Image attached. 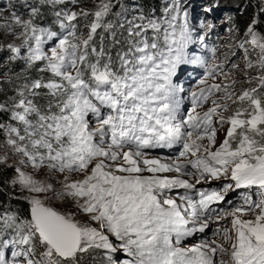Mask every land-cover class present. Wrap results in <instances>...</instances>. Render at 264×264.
I'll return each instance as SVG.
<instances>
[{"label": "snow or ice", "instance_id": "6c2138e0", "mask_svg": "<svg viewBox=\"0 0 264 264\" xmlns=\"http://www.w3.org/2000/svg\"><path fill=\"white\" fill-rule=\"evenodd\" d=\"M26 7L25 16L12 0L0 6V52L8 53L0 64V264H264L259 14L229 45L241 66L214 62L217 48L190 26L182 0L159 11L130 12L124 0ZM189 65L205 73L182 113L179 77ZM174 146V158L149 156ZM221 179L230 182L191 194ZM253 188L258 201L245 194L231 210L212 207L230 190ZM21 196L26 210L11 203ZM210 223L217 238L183 245Z\"/></svg>", "mask_w": 264, "mask_h": 264}, {"label": "rangeland", "instance_id": "374dc122", "mask_svg": "<svg viewBox=\"0 0 264 264\" xmlns=\"http://www.w3.org/2000/svg\"><path fill=\"white\" fill-rule=\"evenodd\" d=\"M126 0H124V3ZM130 1V0H128ZM137 1V0H134ZM188 2H196V0H187ZM222 0H207L205 3L207 5L205 6L204 9H211V11H205L203 16L201 17L202 19H199V16H196L198 13L201 14L202 11H199L198 8H194L193 13H195L193 17V23L190 25L193 27L194 31L204 33L205 36L212 35L211 39L214 42V47L217 48V53H216V60L214 62L219 63L221 61H225V58L227 57L228 61L235 60L237 63H240L241 66L243 65V60L242 59H237V57H233L231 53L233 51H236L235 48L229 47L230 43H234L235 41L239 40L242 38L244 31L241 30H236L233 28L231 20L229 18V14L227 12L226 16H224L225 8H219L216 9L217 4L219 7H222L223 2ZM35 0H12V3L15 6V10L18 11V13L24 14L26 16L28 12V8L26 7V4H32L34 3ZM183 2V0H182ZM9 3V0H0V6H3L4 8H7ZM82 6L84 7H92V0H81ZM232 3V2H231ZM228 5V4H227ZM252 5L255 6V12L256 14H262L260 12L261 8H264V0H252ZM185 6H188L185 4ZM187 9L189 7H186ZM230 6L228 7V9ZM133 10L132 8H129V11L131 12ZM222 15H221V14ZM53 19V16L51 13H47L43 18L42 22L46 24V21ZM209 25H212L213 27L211 30H209ZM3 37L0 36V40H2ZM8 53L6 51L0 52V57H5L7 59ZM237 56H240V53L237 52ZM211 61L210 63H212ZM242 77L240 76L239 73H237V79H241ZM218 82V81H217ZM237 87H241V85H237ZM243 87H247V85H243ZM11 93H9L10 95ZM224 138V130H218L217 132V142L219 143L222 139ZM151 158H161L166 160L163 157L159 156H152L149 155ZM165 175H174V174H165ZM192 182L195 183V178H192ZM203 185H206V183H201ZM200 184H196L195 186H199ZM26 205V202H25ZM27 206V205H26ZM53 206H55L58 210L61 211H66V210H72L75 211L74 206L69 202V203H64L62 201H55L53 203ZM220 210H226L225 208H221ZM228 211V210H226ZM79 218L86 219V217H83V214H80ZM221 223H227L226 221H221ZM212 228H216L217 225L215 223L212 224ZM190 246V244H187ZM98 261V264H103V261L101 260L100 257L96 258Z\"/></svg>", "mask_w": 264, "mask_h": 264}, {"label": "trees", "instance_id": "16d2710c", "mask_svg": "<svg viewBox=\"0 0 264 264\" xmlns=\"http://www.w3.org/2000/svg\"><path fill=\"white\" fill-rule=\"evenodd\" d=\"M205 1H207V0H196V2H192V1L188 2L187 0H183L182 3L184 5L185 4L188 5L186 7H190L187 9L188 20H189L190 25L193 23V20H191V17H190L192 9L198 8L199 11H202L201 12L202 15L200 13H198L197 16H199V17H202L204 12L208 11L207 9H204L205 6L207 5V3H205ZM125 2H126L125 4H127L129 6V8H132L133 6H140L146 11L148 9H151V8H156L157 11H159L160 7L166 2V0H137V1L126 0ZM221 2H223L222 7H219V5L217 4L215 10L219 9V8H225L224 9V12H225L224 16H226V14L228 12L232 26L236 30L244 31L247 28V26L249 25V23L251 22V20L254 18V16H257V14L255 12V6L252 5V0H222ZM229 6H230V8L228 9ZM259 18L261 20H264V13L259 14ZM51 21H52V19L46 21V24H49ZM258 27L261 29H264V24H261ZM206 37L208 39H211L212 35H209ZM5 57H2V56L0 57V64H3L7 61V59ZM0 71H3V68H0ZM0 199L6 200L7 197L2 192H0ZM11 203H12L13 207L16 209H25L26 210V208H27V206L25 205V201L23 199V196H21V198L18 200L13 199Z\"/></svg>", "mask_w": 264, "mask_h": 264}, {"label": "bare ground", "instance_id": "6f19581e", "mask_svg": "<svg viewBox=\"0 0 264 264\" xmlns=\"http://www.w3.org/2000/svg\"><path fill=\"white\" fill-rule=\"evenodd\" d=\"M202 15V14H201ZM200 19H202L201 17H199ZM192 20V19H191Z\"/></svg>", "mask_w": 264, "mask_h": 264}]
</instances>
